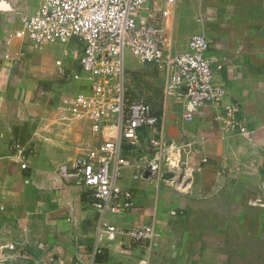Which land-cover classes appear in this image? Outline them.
Masks as SVG:
<instances>
[{"label":"crops","instance_id":"crops-1","mask_svg":"<svg viewBox=\"0 0 264 264\" xmlns=\"http://www.w3.org/2000/svg\"><path fill=\"white\" fill-rule=\"evenodd\" d=\"M39 5V0H0V206L5 208L0 264H259L264 246V0H177L176 6L157 0V8L167 12L166 38L176 52L187 50L196 34L207 37L209 56L222 65L213 69L228 92L225 104L236 106L237 121L254 133L245 136L227 127L219 120L225 109L212 105L185 123L186 103L163 97L161 109L152 110L162 120L165 139L178 141L187 133L193 189L183 193L164 182L136 181V168L128 167L118 184L132 191L136 205L121 215H102L92 207L90 194L63 171L76 174L78 161L103 140L90 122L57 111L86 82L59 77L56 61L63 58L68 71L79 72L83 45L74 39L35 50L17 39L5 47L7 31L19 29L21 17ZM150 138L142 129L139 149L125 141L123 157L151 154ZM104 224L125 230L152 225L159 237L154 244L136 246L123 236L109 239Z\"/></svg>","mask_w":264,"mask_h":264},{"label":"built area","instance_id":"built-area-1","mask_svg":"<svg viewBox=\"0 0 264 264\" xmlns=\"http://www.w3.org/2000/svg\"><path fill=\"white\" fill-rule=\"evenodd\" d=\"M39 1L32 15L21 17L19 29L7 31L5 47L17 39L27 40L35 50H42L48 44H68L74 39L83 45L78 59L79 72L68 71L63 58L56 61L59 77L69 82L82 79L86 82L85 87L67 97L57 111L90 122L92 131L101 134L103 140L89 148L78 161L76 174H68L65 168L63 171L68 179L74 177L76 185L90 194L92 207L102 215H121L134 209V194L118 184L128 167L136 168L133 177L136 181H149L157 186L164 182L183 193L193 189L195 169L186 158L192 148V144L185 141L187 133L183 131L178 141L165 139L162 120L153 113L150 103L127 87V50L141 63L162 70L164 100L186 103L185 123H191L202 107L212 105L225 109V116L219 120H224L227 127L238 128L245 136L254 133L246 123L237 121L238 108L225 104L228 92L216 82L213 69L217 65L220 70L222 65L217 57L209 56L207 37L196 34L189 40L187 50L176 52L166 38L167 12L157 8V0ZM165 2L169 6L177 5V0ZM44 93L42 90L41 94ZM142 129L151 133L147 148L151 154L133 159L123 157L125 141L139 149ZM21 168L26 170L28 165L22 163ZM165 173H172L173 177L164 179ZM4 210L0 206V212ZM171 214L176 215V212ZM103 227L109 239L123 236L136 246L148 241L154 244L159 237L152 225L127 230L110 224Z\"/></svg>","mask_w":264,"mask_h":264},{"label":"rangeland","instance_id":"rangeland-1","mask_svg":"<svg viewBox=\"0 0 264 264\" xmlns=\"http://www.w3.org/2000/svg\"><path fill=\"white\" fill-rule=\"evenodd\" d=\"M178 45V43H177ZM43 53V52H42ZM47 58H52L53 53L45 51ZM50 61V60H48ZM126 83L127 87L139 95H144L149 99L150 105L154 109H161L164 104L163 100V72L152 64H143L130 51L125 53ZM259 252L261 254L259 264H264V246L261 245ZM250 252V251H249ZM251 254V253H250ZM249 253L246 255L248 261H252ZM220 258V255H218Z\"/></svg>","mask_w":264,"mask_h":264},{"label":"water","instance_id":"water-1","mask_svg":"<svg viewBox=\"0 0 264 264\" xmlns=\"http://www.w3.org/2000/svg\"><path fill=\"white\" fill-rule=\"evenodd\" d=\"M150 174V172H146V175H149ZM173 177V174L172 173H165L164 175H163V178L164 179H169V178H172Z\"/></svg>","mask_w":264,"mask_h":264}]
</instances>
